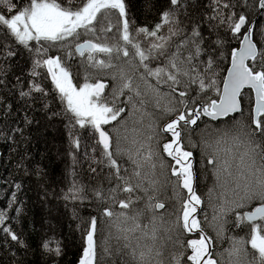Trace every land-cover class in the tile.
<instances>
[{
    "label": "snow or ice",
    "instance_id": "1",
    "mask_svg": "<svg viewBox=\"0 0 264 264\" xmlns=\"http://www.w3.org/2000/svg\"><path fill=\"white\" fill-rule=\"evenodd\" d=\"M147 6L134 27L126 0H0V140L61 124L71 161L58 182L25 150L3 179L0 264H61V209L76 264H264V0Z\"/></svg>",
    "mask_w": 264,
    "mask_h": 264
},
{
    "label": "trees",
    "instance_id": "2",
    "mask_svg": "<svg viewBox=\"0 0 264 264\" xmlns=\"http://www.w3.org/2000/svg\"><path fill=\"white\" fill-rule=\"evenodd\" d=\"M74 2H79V0H74ZM130 5V16L134 20V27H151L157 21V14L154 7L150 8L147 6L149 0H126ZM160 0H152V3L158 4ZM206 3L207 0H204ZM14 70V69H13ZM22 115V113L20 114ZM14 119V118H13ZM11 123V121H9ZM5 123L4 113L0 111V126ZM31 141L25 144L23 141L20 142L19 146L12 145L11 142L5 143L0 140V192H2L7 186L3 184V179L5 177H11L15 175L19 180V170L16 168V163L20 159V156L24 154L27 150L28 154L36 159L43 156L45 159L43 163L49 165V170L52 176L59 179L61 175L66 171L67 166L71 163L66 155L68 148V141L65 130L61 124L41 126L39 128H33L31 130ZM16 148V151L12 149ZM60 154L58 157L57 154ZM196 167H199L197 162ZM80 179L83 182L95 183L103 179V173L96 177V180H92L91 176L87 172V165L83 167H78ZM99 171V170H98ZM201 181L206 183L204 177L200 178ZM28 184V188L25 189L27 193L25 199L28 201V209L30 215L34 216L36 219L43 214H45L37 200V188L35 181H25ZM207 188L203 187V190L199 191L203 194ZM4 206V200L0 196V207ZM86 209L81 210V214H86ZM63 213L61 223L63 231L67 236V249L66 255L61 260V264H76L79 256V246H80V236L79 232L74 230L75 222L70 219V215L66 210L61 209ZM202 219V217H201ZM38 239L37 235L30 236V242L35 244Z\"/></svg>",
    "mask_w": 264,
    "mask_h": 264
},
{
    "label": "rangeland",
    "instance_id": "3",
    "mask_svg": "<svg viewBox=\"0 0 264 264\" xmlns=\"http://www.w3.org/2000/svg\"><path fill=\"white\" fill-rule=\"evenodd\" d=\"M199 164V163H198ZM197 165V164H196ZM195 165V167H196ZM210 183H211V180L208 179L206 181V183H204L203 181H201V179H199V183H198V186H197V191L199 193V191L203 190V187L204 188H207L208 186H210ZM206 192V191H205ZM204 211H207L208 215H209V218L211 217V209H208V208H205ZM198 213H200V210H198ZM201 217H202V213H200ZM209 234H212L211 233V230L209 229ZM223 247H227V243L225 242ZM219 250V249H218Z\"/></svg>",
    "mask_w": 264,
    "mask_h": 264
}]
</instances>
